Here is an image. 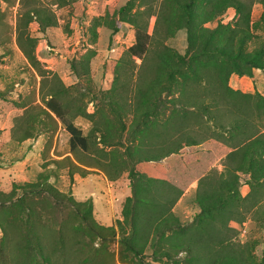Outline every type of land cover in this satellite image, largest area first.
<instances>
[{
  "label": "trees",
  "instance_id": "1",
  "mask_svg": "<svg viewBox=\"0 0 264 264\" xmlns=\"http://www.w3.org/2000/svg\"><path fill=\"white\" fill-rule=\"evenodd\" d=\"M47 1L56 7L67 4L66 0ZM256 2L262 6L257 23L264 30V0H125L94 18L111 33L127 23L133 29V42L114 64L104 91L94 92L88 74L94 50L87 48L70 62L87 92L103 101L91 113L86 112L77 88L65 86L53 73L45 75L36 60V38L27 26L33 23L41 32L54 26L53 12L33 5L20 13L16 44L40 76L41 87L42 79L47 81L44 105L68 133L70 151H91V165L100 167L109 180L125 172L130 194L122 201L120 219L102 226L91 215L89 199L75 201L58 192L46 181V174L40 173L37 182L0 190V264L8 245L13 248L12 264H55V256L64 262L69 259L65 258L67 228L64 222H56L49 198L72 206L85 234L117 237L120 253L133 257L131 264H151L145 256L164 264H264V234L256 257L253 243L241 245L230 239L228 224L240 221L246 198L240 192V179L245 182L248 172L253 179L264 175V138L248 124V100L256 92H240L227 83L231 74L251 77L253 68L264 70V35L250 47L254 38L250 11ZM229 7L233 17L223 23L220 17ZM213 21V26L206 25ZM181 29L186 42L183 53L165 43ZM136 58L141 62L133 79ZM253 103L260 108L262 99ZM22 115L17 120L22 119L23 125L13 121L10 129L18 141L31 137ZM74 116L90 122L86 134L72 123ZM199 119L219 129L217 134L237 138L236 142L212 153L202 141L208 138L195 134L199 125L194 122ZM220 155L227 161L224 169L206 172ZM190 180L196 181L193 200L198 211L182 223L171 208ZM16 188L23 192L15 195ZM41 191L45 195L37 207L29 199ZM44 209L52 219L45 217ZM42 229L49 233L43 235Z\"/></svg>",
  "mask_w": 264,
  "mask_h": 264
},
{
  "label": "rangeland",
  "instance_id": "2",
  "mask_svg": "<svg viewBox=\"0 0 264 264\" xmlns=\"http://www.w3.org/2000/svg\"><path fill=\"white\" fill-rule=\"evenodd\" d=\"M124 1L66 0V5L56 7L54 4H49L47 0H0L1 191L8 192L14 184L19 186L25 182H37L40 178L39 174L42 173L48 176L46 181L58 192L70 196L75 201L89 199L91 215L96 223L109 226L116 219H120L122 201L130 194L125 172H121L116 179L109 180L100 167L91 165V151L82 152L79 149L70 151L67 142L68 133L61 122L44 105L47 81L45 78L42 79L43 87H41L40 76L27 62L16 44L15 28L20 13L31 6L50 8L56 19L54 26L46 27L42 32L38 31L33 23L27 26L29 34L36 38L34 50L36 60L45 71V75L53 73L65 86L77 88L81 92L79 96H82L85 101L86 112L91 113L103 101L100 97L94 98L87 92L69 65L87 48H91L94 50L88 64L91 86L94 92L104 91L109 87L114 64L133 42V29L127 23H120L119 29L111 33L110 28L101 24L100 19L98 23L93 20L105 12L110 13ZM261 10L262 6L257 2L251 7L250 19L254 38L250 47L257 45L264 35L263 28L257 23ZM233 14L234 10L227 8L220 20L223 23L228 22ZM214 24L215 21L206 25L213 26ZM165 43L177 52L183 53L186 47L184 30L176 31L174 36L165 40ZM140 60L137 58L134 60L135 66L131 76L133 79ZM252 72L251 77L230 75L227 83L232 89L240 92H256V95L248 100L250 108L248 124L254 134L264 138V70L259 72L257 68H253ZM74 94L78 95L77 92ZM260 98L262 106L256 108L253 102L259 101ZM165 103L168 104V102ZM20 115L28 120L31 132V137L22 141L14 140L10 135L13 121L20 126L23 125L20 121L22 119L17 120ZM70 119L83 134H86L90 122L85 117L74 116ZM195 122L194 125H199L195 131L196 136L208 138L202 141L208 143L204 146L208 147L212 153H215L219 146L228 149L230 143L237 140V138H229L228 134H217L219 129L213 128L209 123L202 122L200 119ZM119 146L121 145H117ZM225 162L227 161L224 155L216 157L206 172L222 171ZM252 175L254 174L248 172L245 175V182L241 179L239 181L240 192L246 197L242 203L240 221H230L228 224L230 239L241 245L253 243L255 245L253 253L258 257L264 234V175L256 179H253ZM195 186L196 181L190 180L171 208L173 214L182 223H188L198 211L193 200ZM251 186L253 190H250ZM22 192L23 189L16 188L15 195H20ZM44 195V191H41V194H32L29 200H33L34 204L39 207ZM49 200L54 205L53 217L57 218L56 222H64L67 228L65 236L66 245L69 246L65 249V258L69 259L64 262L62 257L59 260L55 259V256V264H131L133 257L128 253H120L117 237L100 238L85 234L79 229L81 221L72 210V206L58 202L55 198L54 200L49 198ZM44 213L47 217L46 209ZM48 218L52 219L50 216ZM40 231L43 235L49 233V230L45 229ZM1 235L0 229V237ZM46 239L49 240V236ZM12 249L10 245L3 249V256H5L3 264H12ZM148 253L149 249H146L145 254L148 255ZM144 261L151 264H164L162 261L152 260L149 256H145Z\"/></svg>",
  "mask_w": 264,
  "mask_h": 264
},
{
  "label": "crops",
  "instance_id": "3",
  "mask_svg": "<svg viewBox=\"0 0 264 264\" xmlns=\"http://www.w3.org/2000/svg\"><path fill=\"white\" fill-rule=\"evenodd\" d=\"M230 8V7H229ZM232 9V8H231ZM259 72L261 71V69H257ZM252 74H253V72H252ZM256 74V73H255ZM237 76L236 74H231V76ZM232 78V77H231ZM235 78V77H234ZM236 80V79H235ZM237 84H238V82H237Z\"/></svg>",
  "mask_w": 264,
  "mask_h": 264
}]
</instances>
